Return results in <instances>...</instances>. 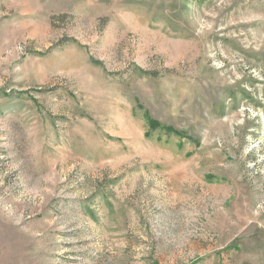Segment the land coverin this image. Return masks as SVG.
Returning a JSON list of instances; mask_svg holds the SVG:
<instances>
[{
	"label": "rangeland",
	"instance_id": "374dc122",
	"mask_svg": "<svg viewBox=\"0 0 264 264\" xmlns=\"http://www.w3.org/2000/svg\"><path fill=\"white\" fill-rule=\"evenodd\" d=\"M0 264H264V0H0Z\"/></svg>",
	"mask_w": 264,
	"mask_h": 264
},
{
	"label": "trees",
	"instance_id": "16d2710c",
	"mask_svg": "<svg viewBox=\"0 0 264 264\" xmlns=\"http://www.w3.org/2000/svg\"><path fill=\"white\" fill-rule=\"evenodd\" d=\"M150 127H151L152 130H154L155 129V122L150 121Z\"/></svg>",
	"mask_w": 264,
	"mask_h": 264
}]
</instances>
